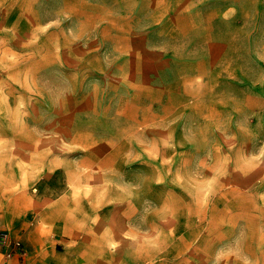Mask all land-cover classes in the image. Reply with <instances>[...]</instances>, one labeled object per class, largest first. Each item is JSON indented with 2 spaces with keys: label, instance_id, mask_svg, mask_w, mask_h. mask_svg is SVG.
Returning a JSON list of instances; mask_svg holds the SVG:
<instances>
[{
  "label": "rangeland",
  "instance_id": "1",
  "mask_svg": "<svg viewBox=\"0 0 264 264\" xmlns=\"http://www.w3.org/2000/svg\"><path fill=\"white\" fill-rule=\"evenodd\" d=\"M261 3L0 0L4 259L45 229L60 264H264V115L203 121L184 78L218 43L252 107Z\"/></svg>",
  "mask_w": 264,
  "mask_h": 264
},
{
  "label": "crops",
  "instance_id": "2",
  "mask_svg": "<svg viewBox=\"0 0 264 264\" xmlns=\"http://www.w3.org/2000/svg\"><path fill=\"white\" fill-rule=\"evenodd\" d=\"M262 12H264V0H261ZM252 3V2H249ZM251 5V4H250ZM264 31V29L256 30V33ZM253 36V30L250 31ZM264 39H262L263 41ZM215 44V43H214ZM219 45L216 43L213 46V50H209L207 53L198 55L196 59L197 68L194 69L193 76L191 77L189 73L192 70L186 69L184 73V78L190 80V82L196 83L195 91L197 93L196 105L197 113L200 115V119L203 121H210L212 117L211 113H216L217 108H221L223 112H231L232 114L240 113H251L254 112L258 114L257 122L262 123V115H264V92L259 87L256 88V94L254 99H256L255 104L249 108V104L245 106L239 105L240 110L237 107L238 99H243L244 101L248 96L243 91L238 90V84L244 82L243 68L242 64L237 60V57L232 61L229 60L228 65H224L223 60L228 59L229 53L224 55L220 51L215 49ZM255 58V64L262 76L259 79V85L264 82V42L261 43V48L256 50L255 53L252 52L247 55ZM230 58V57H229ZM196 76V79H195ZM174 83H180L177 91L178 93L173 94V96H179L185 99L186 103H189V85L183 87V83L175 80ZM226 86H232L233 89L226 88ZM158 89L160 87L154 86ZM166 97L170 96L166 91V86L164 87ZM194 90V89H192ZM229 93L227 94V91ZM227 94V95H226ZM165 96V95H164ZM172 96V95H171ZM243 103V102H242ZM243 104H246L245 102ZM213 110V111H212ZM206 118V119H205ZM212 120H214L212 118ZM231 119L226 121L227 125L231 127ZM219 136H222L219 134ZM231 136V133H230ZM52 231H40L39 229H24L23 231V244L24 249L22 252H14L11 257L4 259L3 253L0 252V264H60L62 257L66 256L67 252L71 249L72 244L69 246L66 252L57 247L56 242L53 243V239L58 240L59 237L51 235ZM17 238V237H15ZM19 239V237H18ZM45 240V242L43 241ZM48 240V241H46ZM73 249V248H72Z\"/></svg>",
  "mask_w": 264,
  "mask_h": 264
},
{
  "label": "built area",
  "instance_id": "3",
  "mask_svg": "<svg viewBox=\"0 0 264 264\" xmlns=\"http://www.w3.org/2000/svg\"><path fill=\"white\" fill-rule=\"evenodd\" d=\"M11 243L14 244V246H19L21 242L18 239H14L11 241V237L7 231H3L0 233V247L1 248H7L11 245ZM12 252H8V255H11Z\"/></svg>",
  "mask_w": 264,
  "mask_h": 264
}]
</instances>
